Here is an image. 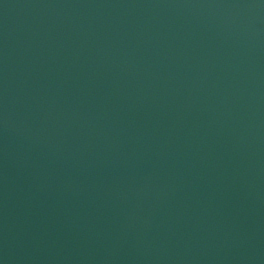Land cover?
I'll list each match as a JSON object with an SVG mask.
<instances>
[{
	"label": "water",
	"instance_id": "water-1",
	"mask_svg": "<svg viewBox=\"0 0 264 264\" xmlns=\"http://www.w3.org/2000/svg\"><path fill=\"white\" fill-rule=\"evenodd\" d=\"M221 264H264V0H233Z\"/></svg>",
	"mask_w": 264,
	"mask_h": 264
}]
</instances>
